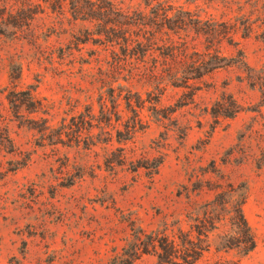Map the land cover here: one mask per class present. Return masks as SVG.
I'll return each instance as SVG.
<instances>
[{
    "label": "rangeland",
    "instance_id": "rangeland-1",
    "mask_svg": "<svg viewBox=\"0 0 264 264\" xmlns=\"http://www.w3.org/2000/svg\"><path fill=\"white\" fill-rule=\"evenodd\" d=\"M123 1L132 7L143 6V0ZM171 3L202 20L211 18L218 25L226 21L239 29L215 43L227 64L203 74L194 89L168 86L158 107L175 110L169 119H153L146 101L141 116L147 125L128 142H117L122 135L106 127L112 134L111 142H97L89 157L82 149L78 154L76 147L58 144L54 153L52 146L37 144L39 134L29 127L28 119L41 114L28 112L22 105L23 122L13 117L7 97L12 87L8 75L10 66L21 64L15 91L37 86L35 95L54 105L55 126L62 117L69 118L77 100L73 113L84 111L83 105L91 101L97 115L99 96L106 87L93 81L98 64L90 55L92 49L102 47L91 43L76 46L68 32L61 33L59 24L45 37L46 27L58 19L49 9L39 13L28 28L0 25L6 34H0V110L18 149L11 154L6 147L0 148V264H103L112 250H121V211L136 218L148 232L159 226L165 212L170 222L178 216L181 228L187 230L191 223L188 212L195 203L199 206L213 198L214 191L207 187L227 182L247 189L242 208L256 246L247 254L237 248L215 249L221 241L216 233L221 235L230 227L223 223L210 236V249L194 264H264V0ZM7 5L16 13L19 3L10 0ZM247 23L250 31L245 29ZM33 31L39 34L38 45L32 42ZM192 38L194 33L188 37ZM193 43L203 49L202 37ZM162 52L156 50L158 55ZM11 57L15 62L10 63ZM140 84L135 82L133 90L146 99ZM15 98L22 100L26 95ZM119 108H125L123 100ZM117 127L123 129L122 125ZM91 131L99 136V128ZM132 146L136 149L134 159L163 160L156 174L144 168L137 173L125 167L114 173L104 169L106 150L125 147L128 151ZM65 154L70 161L89 159L90 164H100L101 170L96 168L95 178L85 175L71 186H62L66 181L63 171L74 172L71 167H62ZM24 157L29 160L23 167L8 170L11 161ZM132 264H156V256L142 254Z\"/></svg>",
    "mask_w": 264,
    "mask_h": 264
},
{
    "label": "trees",
    "instance_id": "trees-1",
    "mask_svg": "<svg viewBox=\"0 0 264 264\" xmlns=\"http://www.w3.org/2000/svg\"><path fill=\"white\" fill-rule=\"evenodd\" d=\"M9 1L0 0V25L10 24L16 29L24 26L28 28L39 13L43 14L45 9H49L50 12L57 13L58 19L46 27L48 33H45V37L56 30L55 24H59L58 28L63 30L61 33L68 32L76 46L91 43L102 47L92 49L90 55L94 56L98 64V76L92 77L93 81L99 82L101 88L106 87L105 93L99 96L98 114H95L91 101L83 105L84 111L73 113L79 103L77 100L71 108L69 118L62 117L58 126L52 123L56 114L53 103H46L44 98L35 95L37 86L15 91L20 83L22 66H10L8 77L12 87L7 97L13 107V117L20 118V123L23 122V114L19 108L22 105L28 112L41 114L28 119V124L39 134L37 144L42 147L52 146L54 153L58 151L57 145L60 144L76 147L78 154L82 153V149L83 155L89 157V152L97 142H111L112 134L105 130L108 126L122 135L116 139L117 142H128L135 132L147 125L141 116L146 101L150 104L148 109L153 119H169L175 110L158 107L162 93L168 86L194 89L196 81L203 74L227 64V58L215 43L232 37L239 30L235 25H227L226 21L218 25L211 18L202 20L199 15L174 7L171 0H143V6L140 3L137 7L125 4L123 0H13L15 4L19 3L16 13H13L12 6L8 7ZM5 18H11L12 21ZM248 28L251 25L247 23L245 29L250 31ZM4 32L0 29V34L6 35ZM14 32L16 31H11ZM191 33H194L195 38L189 40ZM38 35L35 31L32 32L33 44L38 45ZM243 36H247L246 33ZM199 37L203 38L202 50L193 43ZM160 49L163 50L161 55L156 54V50ZM60 51L63 57V49L60 48ZM10 60V63L15 62L13 57ZM85 62L89 63L90 60ZM135 82L141 83V87L145 88L146 99L142 98L139 91L133 90ZM17 95H26V98H15ZM121 100L124 102V109L119 108ZM123 113L126 115L124 120ZM118 125H122L123 129ZM94 127L100 129L98 137L91 131ZM5 147L9 153H17L18 149L10 137L8 122L0 110V148ZM135 150V146L128 151L125 147L106 150L104 169L114 173L118 167H125L137 173L140 168H144L149 174H156L163 160L145 157L134 159ZM63 158L62 167H71L74 172L62 169L66 179L62 186H71L76 179L85 175L95 178L96 168L101 170L100 164H90L89 159L81 157L70 161L67 154ZM28 160L29 157H24L22 161H11L8 170L14 172ZM0 166L3 167L1 163ZM207 189L214 191L213 198L203 201L199 206L195 203L192 211L188 212L191 223L187 230L181 228L178 216L170 222L165 212L161 213L159 226L148 232L136 218L128 213L124 215L121 211V250H112L103 264H132L142 254L149 253L156 256V264H194L204 251L210 249V236L223 223H228L230 227L221 235L216 233L221 241L215 244V249L237 248L243 254L252 251L256 242L242 208L246 199V187L227 182Z\"/></svg>",
    "mask_w": 264,
    "mask_h": 264
}]
</instances>
